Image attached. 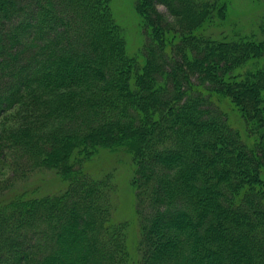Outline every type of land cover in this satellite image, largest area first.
<instances>
[{"label": "trees", "instance_id": "obj_1", "mask_svg": "<svg viewBox=\"0 0 264 264\" xmlns=\"http://www.w3.org/2000/svg\"><path fill=\"white\" fill-rule=\"evenodd\" d=\"M160 1L179 29L151 7L160 27L148 32L141 66L110 0L27 9L0 0V116L36 102L58 120L48 128L39 111L26 112L19 128L0 132V148L9 140L28 172L52 169L68 182L61 194L0 202V264H264V64L239 72L264 59V38L204 37L224 0ZM227 102L248 121V139ZM114 128L140 175L138 209L151 210L140 215V251L126 222L112 220L115 185L84 168Z\"/></svg>", "mask_w": 264, "mask_h": 264}, {"label": "rangeland", "instance_id": "obj_2", "mask_svg": "<svg viewBox=\"0 0 264 264\" xmlns=\"http://www.w3.org/2000/svg\"><path fill=\"white\" fill-rule=\"evenodd\" d=\"M136 1L137 0H110V8L116 23L119 25L124 35L127 54L129 57L135 58L141 66H145L146 59L143 51L146 45L151 42V40L148 39V32L151 31L153 27L156 29L160 27L158 26V15L161 21L164 20L165 23L168 22L176 31L179 29V18L174 17L167 6L163 5L160 0H138L140 3L144 1L147 6L144 7L150 18V25L147 27L143 23V18L137 12ZM21 3L22 6L27 9L32 6L34 7L37 0H21ZM223 3L225 4V10L221 14L222 18L216 16L213 20L214 22L204 25L200 30V33H202L204 37L230 42L252 36L254 37L253 41L264 38V0H224ZM139 6L141 9L142 6ZM151 7L158 13L157 16L150 11ZM263 64L264 59H254L241 68L239 72L243 75L245 71L256 72ZM229 106L230 107L227 106V108L223 106L222 108L227 114L232 126L238 130L243 137H249L248 121L239 110L236 111L231 105ZM43 107L44 105L37 104L36 102H30L28 107L18 105L16 108L0 116V132L4 129L13 131L19 128L22 122V115L26 112L38 116L39 111V115L46 117V119L41 117V121L45 123L48 128L51 124L56 125L58 120L47 117ZM113 130L110 136L111 142H109L108 139L102 141L103 145L100 144L96 152L89 156V160L86 161L85 159L84 168L90 176L97 179H101L108 175L109 183L115 185V193L112 195L114 203L112 220L115 223L126 222L125 229L128 231L129 241L132 242V244L138 241L139 250V239L141 238L140 215L147 218L151 210L146 207L138 209L137 187L141 183H137V180L140 179V175L136 174L137 165L132 155L126 150V147L121 145L123 143L120 141L115 143V139L121 136L120 130H116V128ZM124 132L129 133L128 130ZM11 133L12 132H9V134ZM100 137L103 138L102 135H100ZM248 141L252 142L253 138H250ZM1 143H3L0 148L1 203L21 196L25 198H41L47 195L61 194L68 188V182L65 180L63 181V178L58 175L55 170L39 168L34 172H28L32 166L29 167V161L22 159L24 154L19 150L16 144L9 140L5 142L1 141ZM114 146H118V149ZM62 152L63 151H61V159H59L60 162L64 161ZM77 153L83 154V157L86 155V151H77ZM39 209L40 208H38V210ZM84 243L85 241L81 244L83 245ZM136 248L137 245L131 248L133 254H135ZM45 252V250L38 252V258L44 257ZM67 256L70 257L69 255ZM31 260H36V258L34 257V259ZM126 264H134V261L129 258Z\"/></svg>", "mask_w": 264, "mask_h": 264}]
</instances>
